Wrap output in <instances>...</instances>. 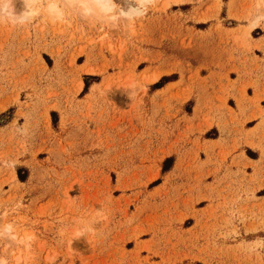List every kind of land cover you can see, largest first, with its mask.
Listing matches in <instances>:
<instances>
[{
    "label": "rangeland",
    "instance_id": "1",
    "mask_svg": "<svg viewBox=\"0 0 264 264\" xmlns=\"http://www.w3.org/2000/svg\"><path fill=\"white\" fill-rule=\"evenodd\" d=\"M47 1L0 22V264H264V0Z\"/></svg>",
    "mask_w": 264,
    "mask_h": 264
},
{
    "label": "crops",
    "instance_id": "2",
    "mask_svg": "<svg viewBox=\"0 0 264 264\" xmlns=\"http://www.w3.org/2000/svg\"><path fill=\"white\" fill-rule=\"evenodd\" d=\"M263 37H264V33L261 36L257 37L256 39L263 38ZM255 57H258L259 60H256ZM257 65H259V68H257ZM246 71L248 72H245V75H244L245 79L249 81L259 79V81L256 82L258 84V89L260 91H264V50L255 49L254 53L250 54V58H249L248 66L246 67ZM250 89L252 90L253 88L250 87ZM262 98L264 99V97ZM262 105L264 106V103ZM246 137L247 136L241 137L240 146H238V149H236V155H237L236 157L237 159L242 160V162L247 163V171L249 172L251 169L254 168V163L260 161L261 152L258 151L257 152L258 155L256 157L248 155L246 151L247 148H244V147L245 145H249L250 147L252 146L245 141ZM212 141H221V144L227 148H232L234 144L232 138L226 137L222 134H220L217 138H213ZM234 154L235 152H232L231 156L233 157ZM263 163H264V160L261 162V164ZM140 240L146 242L147 240H150V238H140ZM142 251H146V249H142ZM189 251H190V247L181 246L179 248V252L181 253L182 259L175 260L173 264H207L204 260H201L200 258L193 259V258H184L182 256V253L189 252ZM142 254L143 256L145 255L144 253Z\"/></svg>",
    "mask_w": 264,
    "mask_h": 264
},
{
    "label": "bare ground",
    "instance_id": "3",
    "mask_svg": "<svg viewBox=\"0 0 264 264\" xmlns=\"http://www.w3.org/2000/svg\"><path fill=\"white\" fill-rule=\"evenodd\" d=\"M39 0H35V3ZM64 5L69 7L75 12H78L82 16H90L95 19H103L108 11L113 8V3L111 0H60ZM140 0L139 2H142ZM139 4V3H138ZM30 7H33L31 5ZM37 9V8H35ZM139 9V5H131L127 9H121L123 14L130 15L136 12ZM32 10V9H30ZM41 10L44 14H49L52 18H60L61 17V9L59 0H48L41 5ZM1 234L4 236H12L15 237V234L12 233V226L10 224H5V226L0 229ZM19 260V258H18Z\"/></svg>",
    "mask_w": 264,
    "mask_h": 264
},
{
    "label": "clouds",
    "instance_id": "4",
    "mask_svg": "<svg viewBox=\"0 0 264 264\" xmlns=\"http://www.w3.org/2000/svg\"><path fill=\"white\" fill-rule=\"evenodd\" d=\"M17 3L24 6L19 12L16 8ZM33 4H35V0H0V22L6 20L12 24H23L26 16L36 14L35 8L30 7ZM25 7L32 9V11H25Z\"/></svg>",
    "mask_w": 264,
    "mask_h": 264
},
{
    "label": "trees",
    "instance_id": "5",
    "mask_svg": "<svg viewBox=\"0 0 264 264\" xmlns=\"http://www.w3.org/2000/svg\"><path fill=\"white\" fill-rule=\"evenodd\" d=\"M168 79V76H164V77H162V79L159 81V82H157V83H155V86H160V82H162V81H165V80H167ZM87 86H88V84H86V87H85V89H84V91L86 90V88H87ZM54 115L56 114V112L55 111H53L52 112ZM172 161H173V158L172 157H168V158H166L165 159V161H164V168H163V170L165 171V170H167V166L170 164V163H172ZM168 164V165H167ZM19 176L23 179L24 178V176L23 175H21V172H20V170H19ZM158 182V181H157Z\"/></svg>",
    "mask_w": 264,
    "mask_h": 264
}]
</instances>
